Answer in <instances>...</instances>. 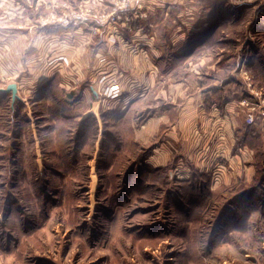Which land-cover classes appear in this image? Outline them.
Masks as SVG:
<instances>
[{
  "label": "rangeland",
  "instance_id": "rangeland-1",
  "mask_svg": "<svg viewBox=\"0 0 264 264\" xmlns=\"http://www.w3.org/2000/svg\"><path fill=\"white\" fill-rule=\"evenodd\" d=\"M143 2L136 0L135 7L146 17ZM217 2L226 4L221 16L232 20L214 30L206 45L196 48L193 58L208 53L213 63L230 57L228 66L232 69L233 57L239 60L244 48L248 49L253 66L248 77L264 100V62L257 53L264 49V26L254 25L264 22V0ZM101 3L95 10H102ZM161 3L168 14L157 11L156 21L166 18L157 28L164 34L172 33V20L179 15L196 24L207 15L202 8L211 11L206 6L211 4L203 0ZM98 15L104 17L106 12ZM189 27V32H196L194 25ZM57 60L52 59L49 65ZM7 62V73L13 74L5 77L0 67V77L4 76L0 88L15 82L16 76L19 88L14 102L10 94L0 93V264H264V192L254 203L231 210L230 214H239V223L223 226L225 215L218 223L213 245L208 247L211 227L225 199L195 208L187 205L191 225L182 210L172 207L177 191L173 180L151 177L136 161L142 147L130 149L123 140L120 153L114 150L111 155L109 147H98L99 133L103 136L102 132L110 130L89 120L92 126L86 147L77 150L75 135L81 116L67 121L68 115L89 110L87 103L74 98L66 111L61 103L63 90L39 92L37 84L47 80L46 71L43 79L17 72L15 52ZM241 107L247 116L248 107ZM104 112L99 110V114ZM131 114L135 123L146 116L145 112ZM254 123L260 131L264 113ZM224 181L219 175L217 183L211 182V189L231 184Z\"/></svg>",
  "mask_w": 264,
  "mask_h": 264
},
{
  "label": "crops",
  "instance_id": "crops-1",
  "mask_svg": "<svg viewBox=\"0 0 264 264\" xmlns=\"http://www.w3.org/2000/svg\"><path fill=\"white\" fill-rule=\"evenodd\" d=\"M1 1L0 67L5 77L13 74L7 73V60L15 52V70L40 79L47 77L46 71L47 80L37 87L63 89L70 107L80 97L90 110L145 112L142 122L130 117L133 140L149 150L144 164L169 167L177 180H187L199 170L213 176L218 172L224 183L251 181L253 151L237 146L247 125L241 101L261 92L253 80L248 86L244 78L253 68L250 51L244 48L239 60L233 57L232 69L230 57L213 63L208 53L193 58L196 48L206 45V38L232 17H211L202 8L207 14L202 20L190 24L179 15L172 20V33L164 34L157 28L166 18L156 21L159 14H168L161 0H144L146 17L131 10L116 24L107 18L115 0ZM100 3V11L106 12L103 21L95 10ZM190 25L196 32H189ZM254 25L262 28L264 22ZM168 50H172L169 55ZM258 52L264 62V49ZM54 58L58 60L50 66ZM165 64L167 68H161ZM111 85L120 91L108 101L104 91ZM252 126L264 135L263 126L260 131L257 123Z\"/></svg>",
  "mask_w": 264,
  "mask_h": 264
},
{
  "label": "trees",
  "instance_id": "trees-1",
  "mask_svg": "<svg viewBox=\"0 0 264 264\" xmlns=\"http://www.w3.org/2000/svg\"><path fill=\"white\" fill-rule=\"evenodd\" d=\"M209 2L211 5H206L211 9L210 16L215 17L217 15H221V12L226 9L225 3L217 2L216 0H203ZM264 57V54H263ZM47 85V84H46ZM48 90L46 86H41L39 89L40 93H45V91ZM63 89H60L58 87L53 88V91H60ZM3 94V93H2ZM63 97L61 98V103L63 102L64 109L67 111V109L70 107L68 103L65 101V92L63 90ZM6 95V94H4ZM44 99V98H43ZM64 110V111H65ZM79 115L72 114L68 115L67 121L77 120L79 116L80 119L77 120V128H76V135L75 139L77 150H82V147H86V138L87 133L90 131L91 124H89V120L93 121H99V127L108 128L110 130L107 132H101L99 133L100 136V143L98 142L99 148H107L109 147L108 151L111 153V155H114L115 153H112L111 151L116 150V152L120 153L121 144L124 140V145L128 146L130 149L132 147H139L141 144L140 142H135L132 138V129L130 126L131 118L133 115L129 111L128 114L119 112L118 109L114 111L104 112L102 114H99L98 108H95L93 110H86V111H79ZM103 117H101V116ZM105 116V117H104ZM62 127L61 123L60 126ZM64 137L65 139L69 137L67 135L66 129ZM263 133H264V127H263ZM102 136V138H101ZM263 134H260L257 132L255 127L252 126V124H247L243 130L241 138L237 142V146L243 147L247 146L249 149L253 151V160L252 165L254 168V175L250 182L244 181L242 179H239L236 181V183H231L229 185H220L217 186L215 189H211V182H212V173L207 171H199V170H193L190 174L189 179L187 180H177L173 178V176L170 175L171 169L169 167L164 168H152L147 164H144L145 158L149 155V150L144 151L141 150V153L137 156L136 161L139 162V165H142L143 168L146 170L147 174H151V177H160L161 179L166 178L167 181L174 182V186L177 188V191L175 192L176 197L172 199L174 209L176 210H182L184 212V219L192 222L193 219H189L187 215L190 214L191 209L199 207L200 205L205 204L209 201H220L221 199H225V203L221 211L219 212V217H216V221H214V227H211L210 235L208 238V247L212 246L214 243V237L216 236V233L219 230V221L223 220L222 218L226 215V220H223L224 225L231 224L232 222L239 223V214L236 215L235 213H231V210L235 206H240L243 203H254L259 198V195L263 194L264 190V168L261 166H264V138ZM80 138V140H79ZM123 138V139H122ZM114 141V142H113ZM114 143L111 147V143ZM65 149L69 150V146L67 143L64 145ZM75 148V147H74ZM85 149V148H84ZM98 149H96L97 151ZM131 152V151H127ZM260 174V175H259ZM259 175V177H257ZM186 207V208H185ZM187 218V219H186ZM195 220V219H194ZM193 222L191 223V225Z\"/></svg>",
  "mask_w": 264,
  "mask_h": 264
},
{
  "label": "built area",
  "instance_id": "built-area-1",
  "mask_svg": "<svg viewBox=\"0 0 264 264\" xmlns=\"http://www.w3.org/2000/svg\"><path fill=\"white\" fill-rule=\"evenodd\" d=\"M121 2V4H120ZM136 0H116V5L113 10V12L107 16L108 22L116 24L118 23L124 16L125 13L133 10V13H137L139 8L136 9L135 7ZM106 17H99L101 21H103ZM244 78L247 80L248 86L250 85L249 81L250 78L248 77V74H244ZM119 87L115 85L108 86L105 91L104 95L105 98L109 101L112 99H116L119 95ZM253 97L245 98L241 101L242 105H246L248 107V114L246 116V123L247 124H254L257 116L259 114L264 113V100L261 98L260 94L255 92L252 93ZM219 173H214V176L212 175V180L214 183H217Z\"/></svg>",
  "mask_w": 264,
  "mask_h": 264
},
{
  "label": "water",
  "instance_id": "water-1",
  "mask_svg": "<svg viewBox=\"0 0 264 264\" xmlns=\"http://www.w3.org/2000/svg\"><path fill=\"white\" fill-rule=\"evenodd\" d=\"M0 93L3 94H10L11 101L14 102L17 99V84L16 83H9L4 88H0Z\"/></svg>",
  "mask_w": 264,
  "mask_h": 264
}]
</instances>
